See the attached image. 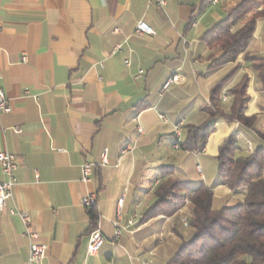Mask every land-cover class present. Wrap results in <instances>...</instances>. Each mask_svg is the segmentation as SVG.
<instances>
[{
  "label": "crops",
  "instance_id": "0c3cea01",
  "mask_svg": "<svg viewBox=\"0 0 264 264\" xmlns=\"http://www.w3.org/2000/svg\"><path fill=\"white\" fill-rule=\"evenodd\" d=\"M166 1L160 9L149 0H0V92L12 107L0 114V152L19 160L8 208L31 217L36 242L49 247L42 264H166L194 233L183 222L192 218L191 203L172 217L142 222L167 171L190 189L212 188L215 209L243 201L220 184L217 172L215 179L205 172L234 135L245 155L249 144L252 151L264 149L256 132L264 126L258 74L245 55L211 68V55L220 53L204 40L239 0ZM139 21L155 33L137 34ZM248 55L264 58V20ZM175 74L180 82L166 88ZM229 75L228 101L220 107L230 112V89L248 77L246 114L259 117L256 129L217 120L203 151L175 148L185 141L186 126L209 122L202 108ZM187 157L204 165L205 171L197 164L196 178L183 172ZM87 162L94 175L86 184ZM91 193L105 239L96 256L87 251L90 220L83 205ZM121 199L125 230L117 238ZM30 244L21 218L0 211V264H29Z\"/></svg>",
  "mask_w": 264,
  "mask_h": 264
},
{
  "label": "trees",
  "instance_id": "16d2710c",
  "mask_svg": "<svg viewBox=\"0 0 264 264\" xmlns=\"http://www.w3.org/2000/svg\"><path fill=\"white\" fill-rule=\"evenodd\" d=\"M259 20H264V0H240L204 40L213 54L220 53L217 58L211 55V68L236 62L245 55L264 88V58L252 60L248 55ZM230 78L231 75L227 76L212 88L210 105L202 108L209 122L185 127L187 135L179 144L181 150L203 151L215 131L213 121L238 122L247 129H256L259 117L246 114L250 101L248 77L230 89L233 96L230 112L220 107L222 91ZM256 132L264 140V126ZM216 159L220 184L229 188L233 196L243 197V201L234 207L215 209L212 188L200 184L190 189L181 180L167 177L173 171L163 173V180L154 191L156 200L144 213L142 222L160 216L172 217L191 203L189 225L194 230L192 238L184 241L166 264H264V149L245 155L234 135L220 147ZM87 212L90 235L98 227L100 217L97 205Z\"/></svg>",
  "mask_w": 264,
  "mask_h": 264
},
{
  "label": "built area",
  "instance_id": "2783aa9c",
  "mask_svg": "<svg viewBox=\"0 0 264 264\" xmlns=\"http://www.w3.org/2000/svg\"><path fill=\"white\" fill-rule=\"evenodd\" d=\"M150 5H157L160 9H164L167 5L166 0H149ZM135 32L139 35L144 34H154V30L144 21H139ZM26 60V59H24ZM126 64H129V62H126ZM180 77L178 75H174L171 78V82L166 85V88L172 84V83H179ZM222 102L228 101V94L226 91L222 92L221 96ZM12 111V107L9 103V99L5 95V93L0 92V114L2 113H10ZM163 120H165V117L163 115L160 116ZM17 133H21L20 129H16ZM180 148L179 143L177 144V149ZM130 150V147H129ZM248 150H253L251 145H248ZM103 163L106 164L107 160L104 158ZM0 166L2 169V174L4 176V180L0 181V211L6 212L8 211L11 215H18L24 226H25V236L31 241L30 244V251H29V264H42L45 258L47 257V253L49 250L48 245L37 243L36 240L38 239L39 235L37 232L33 230V224L31 217L25 213L19 211L16 207L8 208L9 202L12 201L14 196V190L16 186L18 185V178L16 176V171L19 167V160L18 158L7 152V151H1L0 152ZM94 175V165L90 162H87L82 167V181L83 183H90L93 179ZM97 204V197L94 193H91L87 195L83 199V205L89 209ZM124 204V199H121V206H119V213L117 215V219L114 223V226L116 228V237L119 238L123 231L125 230L121 226L122 221V206ZM184 225L189 226V220L187 218L184 219ZM105 242V239L101 233L100 225L98 224V227L91 232L89 235V243H88V254L90 256H96L98 255L100 249L102 248L103 244Z\"/></svg>",
  "mask_w": 264,
  "mask_h": 264
},
{
  "label": "rangeland",
  "instance_id": "374dc122",
  "mask_svg": "<svg viewBox=\"0 0 264 264\" xmlns=\"http://www.w3.org/2000/svg\"><path fill=\"white\" fill-rule=\"evenodd\" d=\"M240 1V0H239ZM200 163V165L202 166V168L205 171L204 165L202 163V161L198 162L190 157H187L185 159H183L181 167L183 169V172L192 176L193 178H196L195 174H196V169H197V164ZM209 164L207 163V169L205 172H207L209 174L210 177H212L213 179H215L216 177V172L218 173V164L217 161H214L213 163V167L211 168V166H208ZM218 208V207H215ZM221 208V207H219ZM186 218V217H185ZM190 227V225H189Z\"/></svg>",
  "mask_w": 264,
  "mask_h": 264
},
{
  "label": "bare ground",
  "instance_id": "6f19581e",
  "mask_svg": "<svg viewBox=\"0 0 264 264\" xmlns=\"http://www.w3.org/2000/svg\"><path fill=\"white\" fill-rule=\"evenodd\" d=\"M179 77V76H178ZM171 82V79L168 81V84ZM167 84V85H168ZM175 148H177V146L175 147ZM249 152H252V150H249ZM183 222H184V220H183Z\"/></svg>",
  "mask_w": 264,
  "mask_h": 264
}]
</instances>
